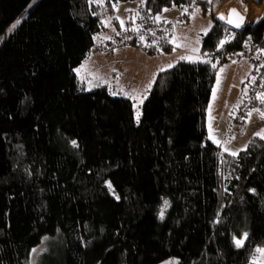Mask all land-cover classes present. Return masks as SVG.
Wrapping results in <instances>:
<instances>
[{
    "label": "trees",
    "instance_id": "obj_1",
    "mask_svg": "<svg viewBox=\"0 0 264 264\" xmlns=\"http://www.w3.org/2000/svg\"><path fill=\"white\" fill-rule=\"evenodd\" d=\"M31 1L0 0V35L20 19L0 44V264H27L44 236L58 241L47 264H253L264 248V138L235 155L209 139L217 68L179 60L139 108L109 85L83 92L74 70L128 0H37L25 11ZM137 1L138 19L210 14L200 51L213 61L249 39L264 53V15L220 46L231 28L212 0ZM253 107L264 111L258 98Z\"/></svg>",
    "mask_w": 264,
    "mask_h": 264
},
{
    "label": "rangeland",
    "instance_id": "obj_2",
    "mask_svg": "<svg viewBox=\"0 0 264 264\" xmlns=\"http://www.w3.org/2000/svg\"><path fill=\"white\" fill-rule=\"evenodd\" d=\"M37 0H32L31 3L27 6L25 11H28L34 6V3ZM225 0H212V12L216 11L224 2ZM139 3L137 0H128V1H123L119 2L116 7H115V15L120 19L121 22H123L124 25H128L131 27H136L138 24L137 20V7ZM181 12V11H180ZM179 13V9L176 8H171L167 9L166 11L164 10L160 15H157L160 19L166 18L169 21H172L173 28H172V38L171 42L175 44L174 49L175 52H178V48L182 49H198L200 52V47H201V40L203 35H205V30L207 32L210 30L212 26V17L210 14L203 15L201 14L200 11H194L193 14L190 16L189 20H185L182 18L181 21H179L181 16H178L173 19L172 16H175ZM27 13L24 12V15ZM127 17L129 18L130 22L127 24ZM215 17V16H214ZM179 19V20H178ZM17 21L20 22V19L17 18L11 25L3 32L2 35H0V44L1 42L7 38L13 30L17 27L18 23ZM220 21V20H219ZM222 22V21H221ZM224 23V22H223ZM225 25L239 30V28L230 26L226 23ZM248 23L244 24L247 25ZM13 25H16L13 28ZM243 25V26H244ZM242 26V27H243ZM179 27V28H178ZM241 27V28H242ZM177 44L183 45L182 47H177ZM125 48H133V49H138L140 51H145L141 47L129 45V46H124ZM121 47V48H124ZM121 48H116L121 50ZM120 58L126 60V64L130 63V61L134 58V53L132 52H125L121 51L120 53ZM150 56V55H148ZM190 57V56H189ZM115 58H109L107 59L106 62V67L108 66V63L111 64V68L115 70H122L120 67V64ZM187 61L190 62H206L202 59H197L190 57ZM211 64H215L217 70L224 69L223 72L220 71V76L223 77L224 73V79L222 82H218L216 88H212L211 95H210V101H209V106L207 110V118L209 116V119H207V125L208 127L212 129H217L218 128V112L220 107L224 106V111L225 112H231L233 107L237 104V102H240L243 93L245 91V86L244 82L247 79V75L250 73V65L249 63L244 62V61H234V60H227V61H220L218 59L217 62L213 61L212 59L209 60ZM247 64L249 65V72L247 68ZM81 67V68H79ZM76 70L78 73V76L80 80L84 82L81 83L82 86L80 87V90L83 92H88L92 91L96 88L101 87L102 85H98L94 87L95 85L92 84L94 81L93 75L88 77L85 76V66H79ZM165 68V67H164ZM125 72L127 73L126 76H132V70L126 69ZM104 80H109L110 82L113 80L111 75H114L111 73V75L108 72H103L102 73ZM250 74L248 75V77ZM221 85V86H220ZM220 86V87H219ZM128 87V86H127ZM130 91V88L128 87V90ZM136 108L139 106L137 103H135ZM135 108V107H134ZM256 109H259L257 107H252L251 113L252 117L249 118L248 120V126L247 123L245 125V131L242 132L239 135H231L230 137H227L228 140H225V143H218V145H221L223 150L228 151L229 153H237L239 150L244 148L246 146V143L248 140L251 138L252 135H255L257 133L264 132V119H261L258 113L255 111ZM137 111V110H136ZM248 117V115H247ZM232 125V121H231ZM244 133V134H243ZM218 140H221L220 137H217ZM228 143L231 144V146L228 145ZM237 240H242L241 239H236ZM53 245L58 246V241L55 236H44L41 242L36 245L35 247L32 248L31 252L29 253L28 259H27V264H41L42 259H45L46 264L47 262H52L54 261V255H56L55 251H52ZM49 254H54L51 255L48 259H46V256ZM260 262V264H264V257H261L259 254L254 258ZM178 263V258L176 257H169L163 261H161L158 264H177Z\"/></svg>",
    "mask_w": 264,
    "mask_h": 264
},
{
    "label": "crops",
    "instance_id": "obj_3",
    "mask_svg": "<svg viewBox=\"0 0 264 264\" xmlns=\"http://www.w3.org/2000/svg\"><path fill=\"white\" fill-rule=\"evenodd\" d=\"M140 15H142V13L138 6L137 7V19ZM178 16H180V11L177 15L172 16V17L174 19ZM179 19H182V18H179ZM116 20H117L116 23H113L110 20L107 21L106 29L96 37L97 44L109 40L110 38H112L114 34L119 33L120 31H124L125 29H128V28H132L131 26L121 24V21L117 16H116ZM129 22L130 20L127 17V24ZM169 43L170 44H169L168 52L161 51L155 54H149L147 51H140L138 49L125 48V47L124 48L119 47L121 48V50L113 48L112 50L107 51V52H101V51L95 52L93 48L91 54L87 58H85L79 66H83V65L85 66L86 68L85 74H84L85 76L90 77L93 75L94 81L92 84L95 85L94 87L98 85H102V86L114 85V86H120V87L123 85H127L130 88L129 92L132 95V97L130 98L133 99V101H135V103H137V105L139 106L142 104L141 101H143V99L146 98V96L148 95L149 89L152 86L154 80L156 79L157 74L160 71H162L161 69L165 70L169 68L170 64L174 65L176 62L180 60L179 57L190 56L193 58L202 59L206 62H209L210 60V58L202 54L201 51L199 53L197 52L193 53L191 50L178 48V52L176 53L175 50H173L175 46L173 41L172 42L170 41ZM121 51L134 53V58L130 61V63L126 64L125 62L126 60L120 58L119 53ZM109 58H115L116 60L114 61H117L120 64V67L122 70L118 71V70L112 69L110 63H108V66L106 67V62H107V59ZM214 61L217 62L218 58H215ZM77 68H75L74 70L77 76V79L79 80L80 83L84 84V82L80 80L78 76V73L76 70ZM247 68L249 72L248 64H247ZM126 69L132 70V76H126L127 75V73L125 72ZM103 72H108L110 75L111 73H113L114 75H111L113 80L111 82L109 80H104L103 75H102ZM224 76H225V73H224ZM224 76L223 77L220 76V68H219L216 71V77H215V81L213 84L214 89L216 88L218 82L223 81ZM237 105H238V102L233 107L231 112L229 113L224 111V106L220 107L219 112H218V128L211 130L207 125L208 137L211 141L218 144V143H225V140H228L227 137H230V134H231L229 131L231 127V119L233 117V113ZM250 117L249 116L247 117L246 126H248V120ZM207 119H209V116ZM255 135H252V136H255ZM257 136H260V135H257ZM217 137H220L221 140H218ZM228 145L231 146L230 143H228Z\"/></svg>",
    "mask_w": 264,
    "mask_h": 264
},
{
    "label": "built area",
    "instance_id": "obj_4",
    "mask_svg": "<svg viewBox=\"0 0 264 264\" xmlns=\"http://www.w3.org/2000/svg\"><path fill=\"white\" fill-rule=\"evenodd\" d=\"M173 23L168 20L149 19L140 17L136 27L115 34L105 45L97 44L95 52H107L116 47L137 46L146 49H154L161 45L169 44L172 38ZM143 36V40H141ZM235 37V31L227 30L220 41L229 44ZM220 44V42H219ZM221 46V45H220ZM227 60H238L249 62L251 73L245 81V91L241 101L238 103L234 113L230 131L232 134H241L246 125V118L257 97L264 90V53L258 51L255 43L249 39L243 47L235 52L224 56ZM223 58V57H222ZM127 85L124 87L110 85V91L115 94H130Z\"/></svg>",
    "mask_w": 264,
    "mask_h": 264
},
{
    "label": "bare ground",
    "instance_id": "obj_5",
    "mask_svg": "<svg viewBox=\"0 0 264 264\" xmlns=\"http://www.w3.org/2000/svg\"><path fill=\"white\" fill-rule=\"evenodd\" d=\"M230 9H236L244 17L242 26L246 23L256 24L264 15V0H225L216 10L214 14L215 18L220 20L218 17L222 13L227 16ZM233 19L235 20L236 18L233 17ZM222 22L225 23V21Z\"/></svg>",
    "mask_w": 264,
    "mask_h": 264
},
{
    "label": "snow or ice",
    "instance_id": "obj_6",
    "mask_svg": "<svg viewBox=\"0 0 264 264\" xmlns=\"http://www.w3.org/2000/svg\"><path fill=\"white\" fill-rule=\"evenodd\" d=\"M209 2H211V0H209ZM167 9H165L166 11ZM185 12L187 11V9L184 10ZM196 11H199L198 9ZM245 11H247V9H245ZM233 17H235L236 19L234 20ZM221 21H225L226 24H230V25H233L234 27L236 28H239L242 26L243 24V20H244V17L236 10V9H230L229 13L227 16H225V14H220V16L218 17ZM156 19H159V17H157ZM17 23H19V21H17ZM121 24H123V22H121ZM16 25H13V28L15 27ZM205 34H207V30H205ZM141 40H143V36L140 37ZM225 43V41H220V45L223 46V44ZM183 45H180V44H177V47H182ZM175 50V49H173ZM199 50L198 49H192V52L193 53H196L198 52ZM180 60H188L190 59L189 56H181L179 57ZM173 65H169V67H172ZM214 68L216 67L215 64L212 65ZM162 71L164 69H161ZM221 72L224 71V69H220ZM262 103H264V93H261L258 97H257ZM142 102V101H141ZM258 115L260 116L261 119H264V111H260L259 109H256L255 110ZM252 115L251 112L248 113V116L250 117ZM257 135H260L261 138H264V132H261V133H257ZM233 155H235L236 153H232ZM246 235V234H245ZM243 244V241L242 240H237L236 241V246L237 247H240L242 246ZM256 252L261 256V257H264V248H258L256 249ZM253 264H260V262L256 259H254L253 261Z\"/></svg>",
    "mask_w": 264,
    "mask_h": 264
},
{
    "label": "clouds",
    "instance_id": "obj_7",
    "mask_svg": "<svg viewBox=\"0 0 264 264\" xmlns=\"http://www.w3.org/2000/svg\"><path fill=\"white\" fill-rule=\"evenodd\" d=\"M230 28H231V27H230ZM231 29L234 30V31L237 30V29H234V28H231ZM169 44H170V43H169ZM167 45H168V44H167ZM123 47H124V46H123ZM116 48H119V47H116ZM231 53H232V52H231ZM228 54H229V53H228ZM220 58H221V59H224L225 61H227V59H226L225 57H223V58L220 57ZM248 63H249V62H248ZM250 73H251V69H250ZM250 73H249V74H250ZM247 79H248V77H247ZM247 79H246V80H247ZM244 83H245V82H244ZM244 83H243V84H244ZM124 86H126V85H123V86H121V87H124ZM109 88H110V85H109ZM263 91H264V90H263ZM129 93H130V92H129ZM113 94H115V93H113ZM256 100H257V99H256ZM256 100H255V101H256ZM238 103H239V102H238ZM254 103H255V102H254ZM253 105H254V104H253ZM139 107H140V106H139ZM139 107H138V108H139ZM236 107H237V106H236ZM252 107H253V106H252ZM251 109H252V108H251ZM251 109H250V112H251ZM232 120H233V117H232L231 121H232ZM246 123H247V118H246ZM230 128H231V127H230ZM229 131H230V129H229ZM244 131H245V129H244ZM244 131H243V132H244ZM230 133H231V131H230ZM231 134H232V133H231ZM232 135H235V134H232Z\"/></svg>",
    "mask_w": 264,
    "mask_h": 264
},
{
    "label": "water",
    "instance_id": "obj_8",
    "mask_svg": "<svg viewBox=\"0 0 264 264\" xmlns=\"http://www.w3.org/2000/svg\"><path fill=\"white\" fill-rule=\"evenodd\" d=\"M215 18V17H214Z\"/></svg>",
    "mask_w": 264,
    "mask_h": 264
}]
</instances>
